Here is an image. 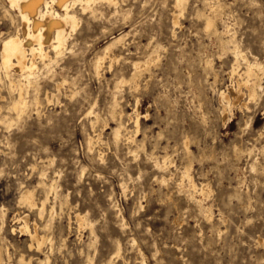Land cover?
Returning a JSON list of instances; mask_svg holds the SVG:
<instances>
[{
    "label": "rangeland",
    "instance_id": "rangeland-1",
    "mask_svg": "<svg viewBox=\"0 0 264 264\" xmlns=\"http://www.w3.org/2000/svg\"><path fill=\"white\" fill-rule=\"evenodd\" d=\"M214 3L220 5L218 30L229 29L242 53L263 68L256 95L249 97L242 86L231 108L218 94L231 95L243 65L231 49L221 53L217 37L204 31ZM174 4L116 0L97 2L94 13L77 8L78 25L50 71L38 61V111L30 103L19 121L9 109L17 92L0 70V264H22L21 256L32 264H264V0H185L177 27ZM19 24L17 12L0 0V47ZM119 35L121 42L108 52L117 59L109 68L105 58L95 73L93 60ZM150 53L153 62L134 84L131 62ZM34 88H26L29 101ZM113 99L128 130L138 101L135 139L144 140L143 148L112 138ZM91 105L102 119L94 127V118L85 116ZM151 153H167L168 169L156 170ZM185 168L198 187L205 185L203 195L186 192ZM52 179L57 196L49 195L39 214L44 184ZM26 189L33 190L35 206L18 203ZM76 214L92 227L79 228ZM23 217L46 242L39 250L21 230Z\"/></svg>",
    "mask_w": 264,
    "mask_h": 264
},
{
    "label": "bare ground",
    "instance_id": "bare-ground-1",
    "mask_svg": "<svg viewBox=\"0 0 264 264\" xmlns=\"http://www.w3.org/2000/svg\"><path fill=\"white\" fill-rule=\"evenodd\" d=\"M7 1H8L9 8L11 10H14L17 12L20 24H19V28L17 29V31L14 34L8 35L7 37H5L1 41L0 70H3L5 80L9 83V86L17 92V96L10 103L9 109L12 110L16 115V118L14 121H19L22 119L24 114L27 112V109L30 105H31V107L34 105L35 108L34 107L33 108L38 111L39 106H40V99L38 98V95H37L38 87H36V86H37V82L39 80V79L37 80L39 70L45 68L46 71H50V65L53 62L57 61V59L59 58L60 54L62 53L63 49L65 48V46L67 44V40L69 39V36H71V33L75 31L76 26L78 25L79 18H78V15L76 13V9L79 8L83 12L86 10H89L92 13H94V11H95L94 6L97 2H106V4L108 3V4L114 5V4H116V0H7ZM184 3H185V0H175L174 5L177 8V11L172 13V26L173 27H177L179 25L178 18L182 14V7H183ZM209 9H210V14L207 15L205 17V20H204V31L206 33H209V34H213L214 36L217 37L218 43H219V48L222 51L221 53H225L227 50L231 49L232 53L235 56V62L238 65L239 64L243 65V72L240 74V76H242V78H241V81L237 82V88L236 89L234 88V90L231 91V95H228L224 91H220L218 94L220 102L221 101L227 102V104L229 105L232 101L233 102L237 101L239 99V97L242 95V91H241L242 86H244L246 88L249 97H254L256 95V89L261 88L260 79H261V76L263 74V68H262L261 64L255 58H253L252 60H249L244 55V53H242L239 45L234 40L235 39L234 36L232 34L228 33L229 29L227 32H225L226 34H228V38L224 39L223 35L225 33L219 31L217 28V21H218L219 16H220V5L214 3V4L210 5ZM122 37H123L122 35L115 36L107 45H105L103 47L101 54L96 56L95 60H93L94 61L93 68H95L94 69L95 73L99 72L101 64L105 58H110L109 68H110L113 60L115 61L117 59L116 56H114L113 54H112L113 55L112 56L111 53L108 54V52L111 51L113 46H115L117 43L121 42ZM51 52L54 53V57L49 55ZM153 60L154 59L150 53L148 58H146L144 60H136V61L131 62L132 69H133V73H131V80H132V82H134V84L139 80V78L143 74V72L147 71L148 65L151 62H153ZM38 61L42 62L43 68H40L38 66ZM203 62H205V61H203ZM206 63L208 65H212V60L208 59L206 61ZM11 71H13V72H11ZM205 72L206 71H204V73ZM232 72L233 73L236 72V67L233 66ZM48 73H50V72H48ZM15 74H16V76H15ZM204 81H205V79H204ZM122 82H123V78H121L120 80L115 82V86H114L115 89L121 87L120 83H122ZM58 84L62 85V83H57V85ZM28 87H35L34 88V91H35L34 95L35 96L34 97L32 96L33 99L31 101L27 100V98L25 96L26 95V88H28ZM53 96H54V94H53ZM57 97H58V94H57ZM112 97H114V96L112 95ZM46 98H47V100H50V97H48L47 94H46ZM56 100H57V98H56ZM113 101L114 102L111 105V108L108 107V108H110L109 115L111 117V118L110 117L109 118L117 121V122H114V123H117L116 126H114V128H111L112 129L111 134H113L112 138L114 139V141H119L121 138H124L125 140H127L128 143H133L135 146V149L143 148L144 140L138 141L135 139L136 135L138 134V132L140 130L139 118L141 117V114L139 112L138 101H136V103H135V107L133 109V114L128 115L129 117L132 116L130 119L132 120L133 130H128L124 126V124L120 121V118L123 115V111L117 110L115 100L113 99ZM30 103H32L33 105ZM93 106L94 105L89 106V109L87 110L86 115H85L87 117L94 118V120L90 121L92 127H94L95 124H97L98 122H100L102 120V119H100V117H98L97 114L94 113V111H93L94 107ZM228 107L231 108L230 105ZM35 110H34V112H35ZM229 112H230V110H229ZM146 116H147V114L143 115V117H146ZM225 117H226V114H225ZM12 121L8 120L7 123L10 125ZM104 126L107 127V124L105 123ZM96 135H97V133H96ZM183 143L185 145L183 148L184 151L189 152L187 140H184ZM87 145H88L89 149L92 148V145H93L92 137H89L87 139ZM130 151L131 150H129V153H131ZM134 151H136V150H134ZM134 151H132V152H134ZM150 156L153 159L152 160L154 163L153 167L154 168L156 167L155 168L156 170L158 169L160 171L161 170L163 171L166 168L168 169L169 164L171 165V161H170L169 155L167 153L163 154L160 157L155 156L153 153H151ZM248 156H252V155H248ZM99 157H101V156H99ZM47 162L49 164H51L53 162V160L50 159ZM253 168H254V166H253ZM263 169H264V167H263ZM45 172L46 171L41 170V172L39 174V179L43 180L45 178ZM160 173H159V175H160ZM162 175H163V173H162ZM179 177H178V179H179ZM181 177H182L181 178L182 180L187 179V182H186L187 183V187H186L187 191L185 190L186 192H191V193H197L198 192L201 194L205 193V191H206L205 185L201 184L198 187L196 182L194 181V179L190 176L188 168H185V170H183L181 172ZM181 179H180V181H182ZM53 180L54 179H52L51 183L44 184V186L46 185L44 187L45 199L43 201H41L40 205L37 207L39 210V214H42V210L45 206V202L47 201L48 196L49 195H55V197L57 196L56 182H55V180L54 181ZM162 181H164V177H162ZM40 184H43V182L39 181L38 185H40ZM177 184H178V182H177ZM177 189L181 190V192H182V190H183V192H185L183 185H180V183H179V186L177 187ZM178 190H177V192H179ZM183 192H182V194H184ZM189 198L193 199L194 202H196L200 206L201 200L194 199L193 194H191ZM18 203L22 204V205H26L28 207L35 206V203L33 201V190L26 189V190L22 191L19 195ZM199 208L201 209V211L205 217H209V209L208 208H205V207L203 208L201 206ZM50 210H51V214L54 213V207H51ZM198 213H200V212L198 211ZM23 219H24V225L22 224L23 226H21V230H23V232H27L30 241L33 242L36 245V249L39 250L41 248V246L44 243H46L44 241H41V238L43 236H39V234L37 232V225L36 224H33L34 225L33 230L30 231L28 226H27V221H26L27 219L25 217H23ZM75 219H76V222H77L79 228L83 227L84 225H89L90 227H92L91 222L87 221L86 217H84V216L76 214ZM121 220H123V219L121 218ZM1 223H2V221H1ZM90 233H91V236H93V238H94V234H93L92 230ZM47 240L52 244L50 238ZM51 244L49 246H51ZM4 246H6V245H4ZM50 250H51V248H50ZM5 252H6V250H5ZM35 252H37V251H35ZM6 254H8V253H6ZM116 254H118V247L116 250ZM44 255H45V253H44ZM8 256H9V254H8ZM44 260H48V256H46ZM109 260H110V258L108 259V261ZM19 262L22 264H32V259L29 258L28 260L25 261L23 259V256H21L19 259ZM10 263H8V264H10ZM107 264H108V262H107Z\"/></svg>",
    "mask_w": 264,
    "mask_h": 264
}]
</instances>
